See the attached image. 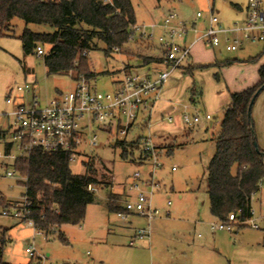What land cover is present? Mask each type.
I'll return each instance as SVG.
<instances>
[{
  "label": "rangeland",
  "instance_id": "obj_1",
  "mask_svg": "<svg viewBox=\"0 0 264 264\" xmlns=\"http://www.w3.org/2000/svg\"><path fill=\"white\" fill-rule=\"evenodd\" d=\"M132 3L137 24L125 44V51H116L110 57L100 49L88 53L90 68L97 73V90L102 93L114 92L115 81L123 78L125 73L150 70L154 75L165 70L162 64L145 65L142 61L148 56L159 58L158 40L162 30L160 27L153 28L152 24L162 23L170 11L176 12L179 20L190 29L188 36L178 39V42L190 43L206 27L211 12L224 25H230L242 15L237 4L247 7L248 0H132ZM198 12L202 13L199 18ZM193 27L198 29V33L192 30ZM26 28L41 33L53 30L48 24L26 23L15 17L11 29L0 37V115L13 109L6 98L9 94L15 96L17 87L26 82L32 85L33 92L23 94L24 100L30 101L37 96L42 105L52 100L59 90L68 91L75 85L76 71L67 75H49L44 55L39 56L35 51L25 53L20 36ZM199 45L193 47L194 55L196 50L201 49ZM43 47L48 50L47 46ZM204 47L205 50H215L218 64L233 58L249 60L264 53V43L248 42L236 51L226 50L224 45ZM195 56L201 59V56ZM209 63L212 62L206 64ZM226 66L197 65L192 73H183L181 68L174 70L163 86L149 124L139 116L125 137L118 134L116 127L113 133L97 132L98 146L87 155L97 159V178L100 182L95 184L98 189L95 202L88 205L84 221L65 224L46 233L33 224L3 214L4 207L0 206V227L7 229L9 237L3 247L4 262L28 264L31 256L26 248L33 246L37 254L46 257L45 264H263L264 180L261 191L253 198L252 219L256 220L258 228L251 224L236 225L229 232L213 230L210 225L219 221L211 216L207 193V169L216 150L214 138L220 132L224 111L231 102L230 91L239 88L240 81L243 83L241 73ZM216 74H219V79ZM249 76L246 78L249 79ZM226 77L238 81L232 83ZM193 91L200 94L195 97V102L191 100ZM166 101L170 105L160 110ZM184 111H197L202 116L209 114L212 119L184 126L181 119ZM169 116L173 117V122L167 120ZM253 119L259 145L264 146V91L254 104ZM10 121L3 116L0 129L5 130ZM141 137H151L159 150L160 166L155 170L153 163L140 158V148L129 150L128 157L124 158L122 148L114 146L117 140L137 141ZM3 150L0 144V151ZM18 153L19 150L14 147L12 154ZM82 158L72 162L75 173L85 172ZM13 160L7 159L9 165L0 167V193L9 202L21 200L25 193V186L20 182L23 176L18 172L14 176L5 175L7 169L12 170L10 164ZM99 160L105 162L104 169ZM173 167L176 169L172 170ZM136 173L140 177V187L146 193H152L155 208L161 210L171 201L168 212H161L152 219L133 212L122 219L117 212L110 211L109 195H122L118 203L123 206ZM146 182L157 183V186L146 185ZM131 198L134 199V195ZM140 228H148L150 236L130 244ZM61 233L66 241L62 240Z\"/></svg>",
  "mask_w": 264,
  "mask_h": 264
},
{
  "label": "trees",
  "instance_id": "obj_2",
  "mask_svg": "<svg viewBox=\"0 0 264 264\" xmlns=\"http://www.w3.org/2000/svg\"><path fill=\"white\" fill-rule=\"evenodd\" d=\"M15 17L26 23L48 24L53 28L51 32L44 33L26 28L20 36L26 54H32L39 45L48 47L44 63L49 75H67L76 71V77L84 75L88 78L97 76L90 68L88 53L100 49L110 57L116 51H125V44L137 24L132 0H0V37L11 29ZM262 55L249 60L227 59L221 64H213L225 66L235 62H256ZM161 60L148 56L142 62L156 65ZM187 62L181 68L192 73L197 65H187ZM216 78L219 79V74ZM263 91L264 65L259 69L257 83L243 91L231 92V102L224 111L220 132L215 137L216 150L207 169L210 211L218 219L225 220L238 209H242L244 217L250 216L252 198L261 189L264 150L259 144V150L254 145L253 107ZM196 96L200 94L193 91V102ZM7 133V130L0 129V144L6 151L12 146L7 142ZM114 146H120L122 155L127 158L129 150L140 148V139L118 140ZM69 158L70 153L66 151L34 147L14 163L16 171L23 176L20 181L25 186L23 196L33 204L35 227L46 233L65 224L84 221L88 205L95 202V192L88 189V184L100 182L97 159L85 155L82 158L85 172L75 173ZM98 163L102 169L105 168V162L99 160ZM121 197L115 193L109 195L110 211L123 210L118 203ZM11 204L0 193V206ZM60 236L67 240L62 233ZM8 238L7 229L0 227V264H10L2 258Z\"/></svg>",
  "mask_w": 264,
  "mask_h": 264
},
{
  "label": "built area",
  "instance_id": "obj_3",
  "mask_svg": "<svg viewBox=\"0 0 264 264\" xmlns=\"http://www.w3.org/2000/svg\"><path fill=\"white\" fill-rule=\"evenodd\" d=\"M202 13H197V18ZM196 21L194 22V26ZM153 28L160 27L162 34L159 36V45L162 51L161 63L165 70L158 74H152L150 70L133 71L115 82L114 92L102 93L97 90L96 78H88L79 75L75 78L74 88L68 91H58L57 95L46 104L37 96L30 101H25L23 94L33 92L32 85L27 82L19 85L17 94H9L6 102L13 106L9 112L0 115L10 118L7 130V142L12 143L11 148L0 151V167L9 165L7 159H14L12 170L7 169L6 176H14L16 169L14 163L17 158L24 156L31 148L38 147L46 151H66L70 153V162L76 161L79 157L87 156L88 152L98 146L97 132L104 130L113 133L114 128L121 137L128 135L139 116L147 124L151 121V114L159 101L162 89L172 72L181 68L191 56L192 42L180 43L178 39L186 38L190 29L185 22L179 20L176 12L170 11L162 23L152 24ZM136 28V27H135ZM192 30L198 33V29ZM194 41H201L212 48L224 45L226 50L236 51L244 47L245 43H264V0H248L244 19L235 20L230 25H224L219 17L211 12L208 23L201 33L197 34ZM35 53L39 56L45 55L46 50L42 45L36 48ZM182 122L186 126H194L202 119L210 120L211 115H200L195 111L190 113L184 111L181 115ZM173 122L172 116L167 118ZM90 133L92 136L88 138ZM118 141V140H117ZM142 141V142H141ZM140 157L149 163H153L154 170L160 166L158 161L159 150L152 142L151 137H141ZM16 147L18 155H13L12 150ZM176 168L173 167L172 170ZM154 170L152 175L154 174ZM1 175V174H0ZM139 174L136 173L133 182L128 187V194L124 199L123 210L117 211L120 218L126 219L128 214L136 212L144 217L152 219L161 212H168L167 204L159 210L152 204V193H146L140 187ZM263 182H261L262 186ZM152 187L157 183H147ZM90 191L96 192L95 184H88ZM134 195V199L131 197ZM33 204L25 196L18 201L12 202L4 207L2 213L12 215L19 221H26L35 226L32 218ZM253 207L250 209V216L244 217L242 209L229 214L225 220L218 219V222L211 223L213 230L233 231L237 225L247 226L251 224L258 228L256 220L252 216ZM150 236L147 228H140L136 231L130 244ZM31 260L28 264H45V256L36 253L33 246L26 248ZM49 264H53L50 262Z\"/></svg>",
  "mask_w": 264,
  "mask_h": 264
},
{
  "label": "crops",
  "instance_id": "obj_4",
  "mask_svg": "<svg viewBox=\"0 0 264 264\" xmlns=\"http://www.w3.org/2000/svg\"><path fill=\"white\" fill-rule=\"evenodd\" d=\"M237 7H238V9L242 12V15H241V17H240V19L242 20V19H244V17H245V14H246V6L245 7H243V6H241V5H238L237 4ZM233 23V22H232ZM231 23V24H232ZM197 37V36H196ZM196 39V38H195ZM194 39V40H195ZM193 44H192V50H193V47L194 46H196V45H199V44H201V45H199V47L201 48V49H199L198 51L196 50L195 51V55H197V56H201V59H199L198 57H196L195 55H194V52H191V56H190V58L188 59V62H187V65H202V64H206L207 62H212V63H209V64H213V63H215V62H218L219 60L217 59V54H216V52H215V50L214 49H212V50H205V47H204V44H202V42L201 41H191ZM190 42V43H191ZM187 43V42H186ZM160 53V54H159ZM157 54H159V58H162V51H161V49H160V46H159V48H158V50H157ZM150 55H152V54H150ZM263 56V57H262ZM261 56V58L262 59H259V60H257L256 62H249V63H247V62H245V61H243V62H235V63H233V64H230V65H225L227 68H231V69H235V70H233V71H235L236 73H241L240 74V76H242L240 79H242L243 78V83H241V81H240V87L238 88H236V89H234V91H230V94H231V92H239V91H243V90H245V89H247V88H249V87H251V86H253L255 83H257L258 82V80H259V69H260V67L262 66V65H264V53H263V55ZM196 58H198V59H196ZM233 59H238V58H233ZM240 60V59H239ZM220 62H223V61H220ZM199 63V64H198ZM160 64V63H159ZM158 64V65H159ZM157 65V64H156ZM152 66H155V64H152ZM229 66V67H228ZM131 71V70H130ZM181 71L184 73L185 71H187L186 70V68H181ZM126 74V73H125ZM247 75H250L249 76V79H247L246 77H247ZM227 79H228V81L229 82H232V83H235V82H237L238 81V79H233V78H231V77H226ZM122 79V78H121ZM121 79H118V80H121ZM117 80V81H118ZM116 82V81H115ZM239 84V83H238ZM60 91V90H59ZM170 105V102L169 101H166V103L165 104H163V106L162 107H160V110H164V109H166L168 106ZM151 117H152V114H151ZM184 124V123H183ZM184 126H185V124H184ZM255 133H256V130H255ZM256 138H257V135H256ZM214 140H215V138H214ZM257 141H258V139H257ZM258 144H259V142H258ZM260 146V145H259ZM263 150H264V146H260ZM208 189V188H207ZM261 191V190H260ZM259 191V192H260ZM258 192V193H259ZM257 193V194H258ZM257 194H255V195H257ZM254 195V196H255ZM254 196H253V198H254ZM256 197V196H255ZM253 198H252V206H253ZM209 209H210V205H209ZM210 213H211V211H210ZM211 216H212V218L213 219H218L217 217H215V216H213L212 214H211ZM237 233V232H236ZM201 235H199V237H200ZM263 255H264V250H263ZM262 261H263V264H264V257H262Z\"/></svg>",
  "mask_w": 264,
  "mask_h": 264
},
{
  "label": "water",
  "instance_id": "obj_5",
  "mask_svg": "<svg viewBox=\"0 0 264 264\" xmlns=\"http://www.w3.org/2000/svg\"><path fill=\"white\" fill-rule=\"evenodd\" d=\"M254 101V100H253ZM252 108L250 107V112H251ZM254 136H255V139H254V145L257 147V150H259L258 148V141H257V138H256V133L254 131Z\"/></svg>",
  "mask_w": 264,
  "mask_h": 264
}]
</instances>
